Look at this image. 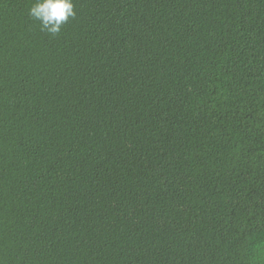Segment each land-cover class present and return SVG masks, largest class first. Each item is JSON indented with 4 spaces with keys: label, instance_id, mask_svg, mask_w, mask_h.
<instances>
[{
    "label": "trees",
    "instance_id": "16d2710c",
    "mask_svg": "<svg viewBox=\"0 0 264 264\" xmlns=\"http://www.w3.org/2000/svg\"><path fill=\"white\" fill-rule=\"evenodd\" d=\"M0 0V264H264V0Z\"/></svg>",
    "mask_w": 264,
    "mask_h": 264
},
{
    "label": "clouds",
    "instance_id": "9594fccd",
    "mask_svg": "<svg viewBox=\"0 0 264 264\" xmlns=\"http://www.w3.org/2000/svg\"><path fill=\"white\" fill-rule=\"evenodd\" d=\"M29 16L39 22L41 31L55 36L70 18H75L76 12L73 0H34Z\"/></svg>",
    "mask_w": 264,
    "mask_h": 264
}]
</instances>
